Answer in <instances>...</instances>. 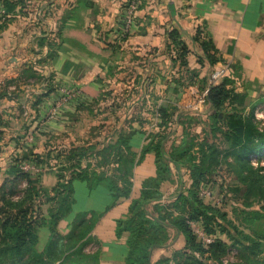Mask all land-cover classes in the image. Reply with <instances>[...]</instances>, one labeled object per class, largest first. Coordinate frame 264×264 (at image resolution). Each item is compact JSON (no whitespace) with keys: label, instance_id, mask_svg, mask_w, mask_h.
I'll list each match as a JSON object with an SVG mask.
<instances>
[{"label":"crops","instance_id":"obj_1","mask_svg":"<svg viewBox=\"0 0 264 264\" xmlns=\"http://www.w3.org/2000/svg\"><path fill=\"white\" fill-rule=\"evenodd\" d=\"M128 1L0 0V92H8L10 85L33 86L36 98L30 111L35 155L44 152L55 135L62 138L56 139L57 144L69 146L72 130L88 121L82 117L84 108L99 106L107 93L127 94L131 100V107L124 112L119 98L112 99V111L123 112L111 124L123 125L124 113L127 119L138 115L141 125L153 124L155 130L142 127L144 135H133L130 143L139 151L146 134L158 130L159 106L176 108L168 126H181L183 116L191 120L196 114L201 116V129L204 128L210 108L206 102L200 103L199 97L206 90L210 70L220 64L238 66L235 89L245 92L246 104H250V95H256L257 87L264 91V0H137L134 23L128 32H123V7ZM200 26L203 36L212 38L221 58L214 65L206 62L202 48L194 40ZM172 29L179 32L188 49L186 66L176 60V50L168 37ZM27 68L38 76H29ZM187 69L197 74L192 82L186 79ZM203 78L204 83L200 81ZM11 96L0 98V112L17 111L19 97ZM140 104L142 111L135 108ZM7 115L14 119L16 129L9 139L13 145L9 151L14 153L19 149L15 143L19 135L16 125H21L22 120ZM128 123L139 125L135 119ZM183 125L187 126L186 122ZM182 131L181 126L178 143ZM9 151L0 152V160L10 171ZM1 169L0 164V172ZM53 169L44 172L37 183L53 185ZM170 170L172 182L161 185L162 203L166 194L190 182L183 167L179 173L173 165ZM153 175L151 155L147 154L143 163L132 167L129 198L111 207L92 229L100 244V264L107 260L122 263L124 237L116 239L114 219L126 211L130 200L138 197L143 181ZM72 184L76 210H102L110 201V193L102 185L88 190L82 181L73 180ZM58 229L67 232L65 220L59 221Z\"/></svg>","mask_w":264,"mask_h":264},{"label":"trees","instance_id":"obj_2","mask_svg":"<svg viewBox=\"0 0 264 264\" xmlns=\"http://www.w3.org/2000/svg\"><path fill=\"white\" fill-rule=\"evenodd\" d=\"M203 33V27H197L194 40L202 48L206 62L214 65L221 58L212 38ZM168 37L179 65L186 66L188 49L179 32L172 29ZM237 67L229 65L221 81L209 87L205 102L210 112L204 128L197 133L189 132L182 122V137L168 151L165 149L169 135L166 129L176 108L159 106L158 130L146 134L139 151L130 143L133 135H144L136 115L124 119L126 131L120 124L114 125V140L109 139L100 147L86 143L61 148L54 156L61 159L59 165H55L56 180L50 187L38 184L36 177L31 178L12 166V176L5 178L0 186V264H100V244L92 235V229L111 207L129 198L132 167L143 163L147 154L151 155L154 175L143 181L138 197L131 199L126 211L114 219L116 239L124 237L121 264H152V250L168 245L170 230L181 237L183 244L170 255L162 256L156 264H264V234L251 227L256 219H264V163L251 162L254 156L264 154V129L253 117L254 106L245 103V92L235 89L239 80ZM186 73L189 82L197 77L194 71L187 69ZM11 95L7 90L0 92V98ZM133 119L138 121V127L128 123ZM91 157L95 163L90 161ZM44 159H50L49 154L36 155L33 161L42 165ZM222 164L241 185L244 207L259 205L248 211L239 210L245 213L244 225L228 218L209 198L204 200L198 195L201 184L212 189L210 185L217 181L215 177L223 169ZM170 165L178 173L183 167L190 182L188 186L178 187L162 203L161 185L172 182ZM73 180L84 182L88 190L102 185L110 193L109 203L102 210H76ZM23 181L26 186L19 189ZM219 181L221 189L224 180L220 177ZM41 205L45 214L36 219L34 208L40 212ZM62 219L67 224L66 233L58 229ZM191 222L204 234L212 236L213 241L202 242ZM39 231L44 232V242L37 247ZM217 234L224 235L230 242ZM88 244H94L95 248L85 252ZM231 250L236 252L234 258L223 263L222 259Z\"/></svg>","mask_w":264,"mask_h":264},{"label":"rangeland","instance_id":"obj_3","mask_svg":"<svg viewBox=\"0 0 264 264\" xmlns=\"http://www.w3.org/2000/svg\"><path fill=\"white\" fill-rule=\"evenodd\" d=\"M29 69L28 71L30 73L29 76L32 77H36L38 76V74L36 73H32L31 68H27ZM35 72V71H34ZM34 79V78H33ZM9 80V79H8ZM23 82V81H22ZM17 84V83H16ZM25 84V83H23ZM23 84H19V85H14V87H12V85H10V89H8V92L11 94H16L19 97V105L17 108V111L14 112L13 110L11 111H7L6 113H4L3 111L0 112V152H8L10 147L13 146L10 142L9 139L11 138V133L13 134L15 129L14 126V119H8V115L7 114H11V117H16L18 119V117H20L22 120V124L21 125H16L17 132H19L17 135V141L15 142L16 144H18V151L16 152H10L7 155V161H8V165L9 166H18L19 163L24 162V161H30V160H34L35 158V153L32 150V136H34V129L32 126V104L34 102V99L36 98V95L34 93H32V89L30 86L28 85V87L26 86H22ZM30 84V82L28 83ZM254 86H256V81H254L252 83ZM258 84V82H257ZM260 87V86H259ZM257 87L256 89V95L254 97H252L251 95L249 96L248 102L250 103L249 105H253L254 106V110L255 107L257 108H261L264 113V91L260 90V88ZM261 91V92H260ZM12 96H9V98H11ZM116 97H118L119 99H117L119 101V103L121 104L119 107L126 112L127 109L129 107H131L130 103V96H128L127 94H118V95H114V94H108L106 96V98L100 102L99 106H93V107H89L88 108H84L85 112L84 115L82 117H85L88 121L86 123H82V125L76 129L75 131L72 130V133L70 135V142L69 145H84V144H93L96 145V147H100L101 144H105V142L109 139L114 140V137H112L115 133V127L113 124H111V121H114L118 116H121L122 114V110L121 111H117L114 112L112 111V99L114 100ZM247 97V96H246ZM151 98V97H150ZM255 98V99H254ZM252 100V101H251ZM140 106H142L141 104L138 106H136L135 108H139L138 111H142V109L140 110ZM137 108V109H138ZM253 110V111H254ZM92 111V112H90ZM124 119L126 118V113H124L123 115ZM201 116L193 114L191 120L189 119H185L183 116L182 121L186 122L187 126L186 129L189 132H200L201 128L203 127V122L201 123ZM264 120V118L262 119V121ZM189 121L190 123L188 124ZM153 123V122H152ZM153 125V124H152ZM148 124V125H142V127L146 128L147 130H155V128ZM121 127L124 126L120 125ZM260 126V125H259ZM262 126V127H261ZM261 128H264V123L263 125H261ZM138 127V126H136ZM4 128V129H1ZM185 129V130H186ZM123 130H128L127 126L123 127ZM166 132H169V135L167 136V138L165 139V149L166 151L169 150L170 146L174 143H178V139L180 138L181 135V126H177L175 128L168 126L166 129ZM8 135H10L8 137ZM59 137V136H58ZM60 141L62 138H57V135H55V138L48 143V145H46V150L44 152L41 153V156L44 157L45 154H49L50 159L46 160L44 159V162L42 163V165L40 164V168L42 169L41 172L30 175L31 178H37L40 179L41 175L44 174V172H47L50 170V166H53V168H56L55 165H59V160L61 158L59 157H54L55 154L61 149L64 148V144H62V142H59L57 144V140ZM103 141V142H102ZM66 142V141H65ZM10 144V145H9ZM223 146V145H222ZM23 147H25L26 149H23ZM65 147H68V145H66ZM39 154H37L38 156ZM1 158V157H0ZM3 158V157H2ZM90 161L92 163H95V159L93 157L90 158ZM257 161H261V163H264V154H262L260 157H256L254 156L251 159V162L253 164H256ZM35 163V161H33ZM0 164H1V170L2 172H0V180H2V178L4 179L7 177L12 176V173L6 169V167H4L5 162H2V160H0ZM37 165V164H36ZM55 166V167H54ZM222 166V170L219 171L218 175L216 176L215 179L217 181L214 182V184L210 185L212 186V189H210L211 187H209L210 191L212 192L214 198H210V201L212 203H215V197H219L220 200L218 203H215V205L224 210L227 213V217L232 219L234 222H237V224L241 223L242 225H244L245 223L242 221L243 216L245 215V213H240L239 210L243 209L245 211L254 209V208H258V204H253L251 207H244V205L242 204V187L241 185H239V183L233 178V174L232 173H228L226 171V168L224 166V164L221 165ZM6 170V171H5ZM54 173H55V169ZM55 177V175H54ZM220 177L223 178L224 180V185L223 187H221V189H219V180ZM26 185H22V183L19 186V189L24 188ZM47 187V186H46ZM237 188V189H236ZM239 189V190H238ZM174 193L176 191H173ZM167 196H170V194H166ZM166 196V198H167ZM208 198H203L204 200H209ZM165 201H163L164 203ZM37 208H34V214L36 215V219L39 218L40 214H45L44 212V205H41L40 208V212ZM34 219V220H36ZM241 225V226H242ZM192 229H196L199 228V226L195 223H193V225L191 226ZM251 227L253 230H256L257 232H260L262 234H264V219H256L252 224ZM244 228V227H243ZM244 230L247 232L248 229L244 228ZM169 240H168V245L166 247H162V248H156L153 251V254L151 256V262L152 264H156L157 260H159L162 256L164 255H170L173 249H177L181 246V237L178 238V236L176 235V233L171 230L169 231ZM39 242L37 244V247H40L43 242H44V232L43 231H39ZM217 237H219L220 239H225L227 243H229L230 241L224 236V235H218ZM262 247L264 248V241H262ZM95 248L94 244H88L84 251L85 252H89L92 251ZM236 253V252H235ZM234 253V255H235ZM233 255V256H234ZM230 256V254L228 253L227 255H225V260L226 257ZM223 258V259H224ZM229 258V257H228ZM234 258V257H233ZM222 259V260H223ZM101 264H120L118 262H109L107 261H103Z\"/></svg>","mask_w":264,"mask_h":264},{"label":"built area","instance_id":"obj_4","mask_svg":"<svg viewBox=\"0 0 264 264\" xmlns=\"http://www.w3.org/2000/svg\"><path fill=\"white\" fill-rule=\"evenodd\" d=\"M136 10H137V0H129L127 5L124 7L123 16H122V18H123V32H128L130 30L131 26L133 25L134 14H135ZM228 67L229 66L227 64H220L219 66L210 70L208 77H207L206 90L199 97L200 103L205 102V96L207 94L209 87L214 85V84L219 83L221 78L226 74ZM12 87H14V86H12ZM67 96H68V94H67ZM261 110H262L261 108H255V110L253 111V117L259 122L260 126L263 125V123H264V120L262 121V119L264 118V113ZM261 129H264V128H261ZM17 167L21 171L26 172L29 175H33V174H36V173H39L42 171L40 166L36 165L32 160H30L28 162L27 161L21 162L18 164ZM21 183H22V185H26L25 181H23ZM198 195L200 198H208V197H210L212 199L214 198L212 192L209 189V186L206 184L200 185ZM219 200H220L219 197H215V203H218ZM190 224L192 226L193 222H191ZM194 231L197 234V236L202 240V242H204L205 244H209L213 241L212 236L204 234V232H202L199 228L194 229ZM234 253H235V250H231L229 252L230 256H228L229 258L226 257V260L224 258L223 263H226L228 260H232Z\"/></svg>","mask_w":264,"mask_h":264}]
</instances>
